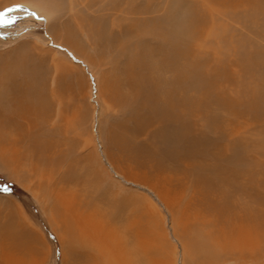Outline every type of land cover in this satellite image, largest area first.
Instances as JSON below:
<instances>
[{
    "label": "rangeland",
    "instance_id": "obj_1",
    "mask_svg": "<svg viewBox=\"0 0 264 264\" xmlns=\"http://www.w3.org/2000/svg\"><path fill=\"white\" fill-rule=\"evenodd\" d=\"M249 3L264 0H0V13L28 7L7 29L18 36L0 35V84L14 80L19 92L35 80L32 104L15 93L0 112V189H8L0 191V264H264V6L256 13ZM207 6L218 9L209 8L212 18ZM172 7L195 17L182 42L202 74L223 57L229 81L240 88L241 77L228 108L213 109L214 97L201 107L225 156L240 147L241 208L222 206L232 186L197 184L216 166L165 162L159 125L135 133L119 103L129 56L150 52L125 44L121 31L136 32L130 44L148 40L141 19L170 23ZM248 13L256 18L243 20ZM200 32L203 47L194 48ZM7 68L18 71L3 75Z\"/></svg>",
    "mask_w": 264,
    "mask_h": 264
},
{
    "label": "bare ground",
    "instance_id": "obj_2",
    "mask_svg": "<svg viewBox=\"0 0 264 264\" xmlns=\"http://www.w3.org/2000/svg\"><path fill=\"white\" fill-rule=\"evenodd\" d=\"M220 2L224 4L225 0H220ZM48 3L46 5H48ZM170 3L176 4L175 1H171ZM249 4L252 10H256V13H258L257 6H264V3L259 5L256 3L254 5L252 3ZM236 5L237 3L234 2L233 6ZM118 6L120 7V5ZM25 8L14 6L11 9H8V12L5 11L4 13H0V31H2L0 35H5V37L10 38L18 36L17 34L8 36L7 29L11 27H18V22L20 21L19 15L26 16L27 9ZM209 8L211 7L207 6L210 17L212 18L217 11H214L211 14ZM134 9L135 8H132V11L131 9L129 11L133 14L141 13L146 15L147 13L144 9H142L144 12H138L137 10L140 11V9ZM211 9L218 10L215 8ZM221 10L224 12V9H220V11ZM129 11L128 13H130ZM169 13L171 26L169 25V21L165 20L166 23L161 21V16L158 15H156V18L154 16L151 18L147 17L148 19L145 18V20L141 19L142 23H145L143 36H149L150 38L148 37V40L139 42L135 41V44L132 42L130 44L129 39L138 37L136 32L133 28L129 29L127 27H124L123 31H121L123 34L122 36L124 37L123 39H125V44L128 46H141L142 42L145 44V48H143V50H150V52H147V55L144 58H142V55L139 53H135L137 57L132 56V54L129 56L128 60H130V64L123 74L124 80L127 82L124 88L125 90L126 87L128 88L126 90L127 94L125 96L123 95V88L119 90L121 92L119 103L124 105V108L128 109L130 117L132 120L136 121V129H134L135 133L139 132L140 134L142 127L154 124L159 125V130L163 133L160 136L161 141L159 142V146H161L164 150L165 162L168 160L173 164L188 165V167H191V170L196 169V167H192H194L197 163H205L209 166H216V169L214 170H205V176L198 178L197 184L204 185L205 189H211L213 186L220 184L221 190L224 186H232V195L227 194L229 191H222L223 197L226 201L224 205L222 204V206L228 207L232 202L236 205V208H241L245 204L243 202L244 198L242 200V196L245 195V191L240 183L243 175L240 147H238L237 144L234 145V147L231 145L229 147L230 151L239 152H236L237 154L233 152L234 154H231L230 156L228 155L229 157L225 156L224 146H219L221 137H219V139H212L207 133L209 130L216 132L217 127L214 128L213 126H210V122L207 121L208 115L206 112H203L201 108L212 104L213 101H211V97L215 98V104H212L215 106L213 109L223 110L228 108V102L226 100L232 98L230 97L232 94L240 96L242 93L240 90V88H243L241 84V77L238 80L240 88L229 81L228 68L223 67V57L221 59H215V65L210 66L207 76L202 74V71L199 69L200 67L196 66L194 63V55L189 49L190 47H185V44L182 42V37L185 36L190 29V24L186 25L187 22H193L195 19L193 13H190V19L185 13L181 12L179 8L176 7L169 8ZM250 14L251 13H248V15L244 16L242 19L250 22L256 18V15ZM140 18L142 17L140 16ZM138 24L139 21L136 22L134 27H138ZM168 26L170 29L167 28ZM211 27L213 29L211 32L208 31L209 34L207 33V37H204V42L210 40L211 33L214 30V26ZM262 28L264 29L263 26ZM188 34L190 37L192 36V34ZM188 34L186 36H188ZM196 35L197 34H195V36ZM99 37L101 36L99 35ZM202 37L203 35L200 32L196 37H194V39H190L194 48L203 47L196 44L198 41H195V39H201ZM158 39L159 42H157ZM146 44L152 45V47H147ZM236 51L234 52L236 53ZM182 58L186 61L183 65L179 64ZM24 63L26 64V62ZM23 64L18 63V65H15V68L20 70L24 69L21 68ZM241 67L242 64H239L237 69H240ZM7 70L9 69H5L3 71L4 74H1L14 76L16 71H18L16 70L15 73L14 71L12 73H7ZM254 70L258 73L263 72L260 65H255ZM167 73L172 76L167 78ZM22 75H24L23 72ZM28 77L29 75L26 76V78ZM2 80L1 83H6V88H2V84H0V95L3 98V100L2 98L0 99V112L2 115L7 113V107L10 105L9 97L15 93H18V95H24V101L28 102L30 99L28 104H32V97L28 96H30L32 94L31 92H33L31 89L32 87H30V83L33 84L32 81L35 80L32 79V81L27 82L28 80L26 79V83L22 85V89L19 92H16L17 88L14 87V80H7L8 85L5 80H3V82ZM38 86L39 85L37 84V87ZM263 89L260 91H256V89L254 93L260 98V94ZM196 91H201L203 93L199 99L196 98V95L192 94ZM35 92L37 95L39 94L38 96L42 94L37 91ZM227 95L230 96L228 97ZM12 98L15 99L17 97L15 96ZM258 107H262V103H259ZM208 110H210V108H208ZM229 174H232V176L228 177ZM216 210L219 211L218 208H216ZM219 212L221 213V211ZM175 240L177 241V239ZM80 253L81 252L77 250L74 252L75 255ZM83 257L84 256H82V258Z\"/></svg>",
    "mask_w": 264,
    "mask_h": 264
},
{
    "label": "snow or ice",
    "instance_id": "obj_3",
    "mask_svg": "<svg viewBox=\"0 0 264 264\" xmlns=\"http://www.w3.org/2000/svg\"><path fill=\"white\" fill-rule=\"evenodd\" d=\"M0 191L7 192V191H8V189H7V188H4V189H0Z\"/></svg>",
    "mask_w": 264,
    "mask_h": 264
}]
</instances>
